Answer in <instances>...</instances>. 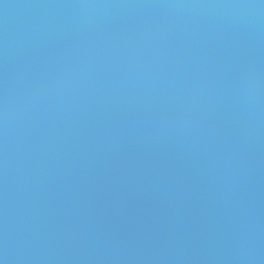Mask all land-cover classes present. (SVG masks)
Returning <instances> with one entry per match:
<instances>
[{"label":"water","instance_id":"obj_1","mask_svg":"<svg viewBox=\"0 0 264 264\" xmlns=\"http://www.w3.org/2000/svg\"><path fill=\"white\" fill-rule=\"evenodd\" d=\"M0 264H264V0H0Z\"/></svg>","mask_w":264,"mask_h":264}]
</instances>
